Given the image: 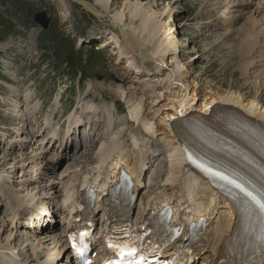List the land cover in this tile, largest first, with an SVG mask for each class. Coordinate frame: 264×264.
<instances>
[{"label":"rangeland","instance_id":"1","mask_svg":"<svg viewBox=\"0 0 264 264\" xmlns=\"http://www.w3.org/2000/svg\"><path fill=\"white\" fill-rule=\"evenodd\" d=\"M140 1L160 16L168 38L179 36L173 55L195 72L190 76L192 89L200 82L203 90L232 89L247 95L259 91L264 103V58L256 52L257 63L246 76L239 65L240 35L253 19L264 18L260 0ZM124 3L112 0L111 11L98 9L103 16L99 19L75 0H0V45L8 46L0 47V186L5 187L0 189V264H37L33 246L38 239L45 248H54L55 236L70 219L71 202L74 205L90 181L99 182L111 171L110 160L108 170L101 169L100 156L114 144L111 158H118L119 151L135 161L136 168L143 163L149 169L137 193L138 220L149 199L161 192L174 196L178 190L172 183L165 188L166 178L160 177L171 163L167 134L148 133L143 122H126L131 121L132 93L137 99L145 97L141 85L154 77H136L119 44H105L110 34H120L110 19ZM41 11L50 19L47 29L34 19ZM124 12L128 24L129 13ZM145 64L147 69L153 66ZM87 103L93 104V111L86 109ZM39 167L43 172L38 173ZM66 195L72 198L66 201ZM205 200L207 195L196 188L191 202ZM16 201L34 210L48 209L32 220L26 207L22 216L13 218ZM216 208L209 213L212 225L225 217L222 206Z\"/></svg>","mask_w":264,"mask_h":264},{"label":"bare ground","instance_id":"2","mask_svg":"<svg viewBox=\"0 0 264 264\" xmlns=\"http://www.w3.org/2000/svg\"><path fill=\"white\" fill-rule=\"evenodd\" d=\"M76 1L96 11L99 19H103V16L101 17L98 9L111 11L112 0H95L93 5L87 4L83 0ZM124 4L125 7L122 8V11L113 12L114 14L110 19L112 22H110V25L117 27L121 35L110 34L109 37L107 36L105 44L108 45L114 41L119 44V48L122 49L120 53L125 54L128 59L127 67L132 70L131 72L135 73L136 77H157V80L149 78L145 83H142L141 90L145 93V97L137 99L135 93H132L131 107L129 106L131 121L127 120L126 122H143L148 133L163 131L167 134L172 145L171 163L168 171H162L164 173L160 174V177L166 178L164 187L171 186L170 183L174 184L175 188L178 187L174 196H165L162 192L158 196H153L149 199L151 207L159 209L166 203H172L179 209L184 208L186 214L193 218L205 216L206 225L210 222V211L214 213L218 209L216 205H221L225 212L226 218L224 217L223 222L221 221L216 227H210L209 225L202 233V238L200 239L202 247L198 252L201 255L199 264H203L204 262H208L209 258H214L215 254H219L236 232L241 231L244 233V226L253 224L256 218L252 213L247 214L239 203L230 202L221 193L214 190L209 181L192 170L187 165L185 147H190L195 153H201L209 158H211V155L213 156V160L216 161H228L232 159L231 157H239L237 154L225 150L221 145L210 139L213 136L210 131L216 129L237 142L244 143L239 136L225 129L222 124L217 122L214 113L218 110L236 114L240 113L242 115H251L252 118L254 117L264 122L263 95L259 91L255 94L247 95L243 91L240 92L239 90L232 89L223 91L219 89L203 90L200 82L196 83L195 90L192 89L190 76L195 72L186 69L185 63L180 64V61L176 59V55H173L177 53L176 43L180 42L179 36L173 38L175 41L172 38H168V35H166V25L164 26L162 20L159 19L160 16H158L151 6H145L143 1L135 0L132 2L131 0H125ZM260 4L264 9V0H260ZM124 11L129 13L131 25L130 23H126L127 19L124 17ZM125 16L128 17L127 15ZM136 23H138V26L135 25ZM251 23L252 25L244 29L240 35L242 36L240 45L242 62L239 65L240 70H242L245 76L249 74V68L257 63L256 59L258 57L255 56L256 52H260L261 55L259 57L264 58V40H262L264 35V18L260 21L256 17ZM174 30H176V27ZM0 47L4 48L6 46L5 44H1ZM259 48L261 50L257 51ZM255 49L256 51L252 52ZM250 57L252 58L250 59ZM145 63H151L153 65L152 68L147 69ZM191 89L194 91L192 92ZM120 91L125 94L124 89H120ZM147 95L149 96L146 97ZM148 99L149 102H147ZM85 107L87 110L93 111L92 103H87ZM16 110L17 108L14 109V111ZM225 119L229 121L227 117ZM134 142L136 143V140ZM115 146L117 144L112 145L107 150H103L100 156L103 165L106 164L105 166L102 165L101 169L103 171L108 170L106 161L110 160L111 171L109 173L106 172L105 178L100 179L99 183H93V181L89 183L93 189H101L94 208H102L107 213L114 207L110 190L114 188L115 182L118 180L119 167L126 169L137 179L134 192L138 186L143 184L149 170L145 169V164L143 163L141 164V168H136V162L121 157L119 151L118 158H111L110 155ZM232 162L234 163L233 160ZM37 170L38 173L40 171L43 172L40 167ZM3 185L0 186V189L5 188ZM196 188L204 192L209 199V201L205 200L198 203L202 206L195 205L193 201L191 202ZM84 196L85 191H82L79 200L74 203L76 208L78 202L83 201ZM69 199L70 197L66 195V201H69ZM213 202H215V206H212ZM23 204L24 202L22 201L15 202L12 210L13 218L17 215L22 216L26 207H28L29 216L32 220L33 217H35L34 219L42 217L41 210L48 209L46 206L45 208L38 207L37 210H34L32 206L23 207ZM72 209L73 206L71 205L69 213L75 214L74 217L76 218L78 214ZM145 213V211L142 213V219L148 215ZM46 217L48 219L49 216L46 215ZM46 217H44L45 220ZM37 223L38 227L43 228V226H40L41 220H38ZM71 224L72 221L64 223L61 234L55 236L54 248H45L42 240H37L35 247L33 246L37 264H59V262L67 264L71 252L66 238L67 233L72 227ZM28 225L32 224L28 223ZM42 231H44V228ZM53 234L52 236H54ZM26 241L30 242V239L27 237ZM179 242H182V240H179ZM3 264L13 263L4 262Z\"/></svg>","mask_w":264,"mask_h":264},{"label":"snow or ice","instance_id":"3","mask_svg":"<svg viewBox=\"0 0 264 264\" xmlns=\"http://www.w3.org/2000/svg\"><path fill=\"white\" fill-rule=\"evenodd\" d=\"M216 175H220L221 179H228L219 173H216ZM229 183L234 184L235 187L239 188L242 192L245 191L244 188L234 180H230ZM245 194L251 195L250 193ZM253 200H255V197H253ZM256 203L259 205L261 213H264V202L256 201ZM84 235H86V233H81V236ZM108 248L118 257V259L105 261V264H148L146 258L139 253L138 248L133 246L132 243H109ZM77 251L79 252L80 249H77ZM86 264H88V262H86Z\"/></svg>","mask_w":264,"mask_h":264},{"label":"water","instance_id":"4","mask_svg":"<svg viewBox=\"0 0 264 264\" xmlns=\"http://www.w3.org/2000/svg\"><path fill=\"white\" fill-rule=\"evenodd\" d=\"M84 2H86V1H84ZM79 4H81V3H79ZM81 5H83V4H81ZM83 6H85V5H83ZM86 8L89 9L88 7H86ZM89 10L96 14V11H94L92 9H89ZM34 19H35V21L37 23H39L45 29H47L49 27V25H50V19H49L47 13L44 12V11L37 12L35 14ZM97 75H98L99 79H102V75L101 74H97ZM238 118L244 119V117L241 116V115H238ZM251 136H252V140H253V137H254L253 131H251ZM257 137H258V141H259V150L264 155V126L261 125L260 123H258V127H257Z\"/></svg>","mask_w":264,"mask_h":264}]
</instances>
